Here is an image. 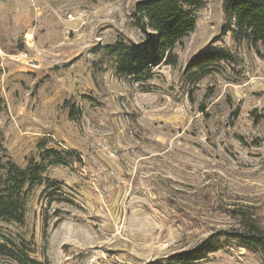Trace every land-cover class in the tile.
<instances>
[{
  "label": "rangeland",
  "instance_id": "1",
  "mask_svg": "<svg viewBox=\"0 0 264 264\" xmlns=\"http://www.w3.org/2000/svg\"><path fill=\"white\" fill-rule=\"evenodd\" d=\"M138 1L0 0V160L59 183L27 188L25 224L0 222V244L47 264H168L246 217L264 228V43L205 0L175 66L120 75L155 37ZM209 49L232 60L189 71ZM199 264L263 263L229 246Z\"/></svg>",
  "mask_w": 264,
  "mask_h": 264
},
{
  "label": "trees",
  "instance_id": "2",
  "mask_svg": "<svg viewBox=\"0 0 264 264\" xmlns=\"http://www.w3.org/2000/svg\"><path fill=\"white\" fill-rule=\"evenodd\" d=\"M205 0H141L138 1L132 18L142 32L152 30L150 53L144 57L127 59L119 70L120 75L128 76L142 72L147 66L166 63L175 66L177 56L175 45L193 33L196 27L195 12ZM225 15L233 23L236 34H244L251 44L264 43V0H226ZM114 53L128 50L125 46H115ZM232 60L226 50L209 49L191 59L188 70H206L211 64ZM45 160H53L50 165L59 163L60 153L55 150L45 152ZM72 155V154H70ZM48 167L32 163L26 168L18 167L11 160H0V222L22 227L26 221L27 188L47 184L48 188L59 183L49 182L44 176ZM243 229H232L215 233L194 249L172 255L168 264H199L220 250L235 246L259 256L264 264V228L251 217L244 218ZM0 244V256L9 257L17 264H47L36 260L28 243L12 237L4 238Z\"/></svg>",
  "mask_w": 264,
  "mask_h": 264
}]
</instances>
